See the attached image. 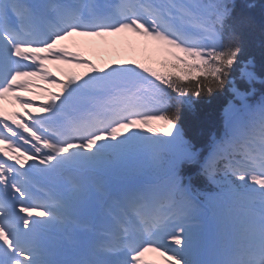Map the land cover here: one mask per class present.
<instances>
[{
  "label": "snow or ice",
  "instance_id": "6c2138e0",
  "mask_svg": "<svg viewBox=\"0 0 264 264\" xmlns=\"http://www.w3.org/2000/svg\"><path fill=\"white\" fill-rule=\"evenodd\" d=\"M249 20L236 0H0V101L24 110L0 105V264H155L142 259L148 251L165 264H264V96L249 103L254 89L232 78ZM121 34L141 38L156 66H98L62 43ZM49 65L87 70L59 79ZM239 79H258L251 59ZM36 80L58 91L24 97ZM226 87L240 105L228 101L224 136L201 157L181 109ZM165 153L159 184L89 202L101 173L133 161L159 168ZM182 162L198 163L212 190L185 182ZM69 208L86 222L65 248L53 231Z\"/></svg>",
  "mask_w": 264,
  "mask_h": 264
},
{
  "label": "trees",
  "instance_id": "16d2710c",
  "mask_svg": "<svg viewBox=\"0 0 264 264\" xmlns=\"http://www.w3.org/2000/svg\"><path fill=\"white\" fill-rule=\"evenodd\" d=\"M240 14L249 17L250 20L238 27V35L242 44L239 62L241 59L254 58L257 65L260 66V70L264 72V10L259 5H254L243 10ZM238 63L233 69H237ZM229 93V89L226 87L211 97L205 96L196 99L190 108L183 107L181 109L179 122L193 141L204 140L208 132L218 125L220 107L224 104Z\"/></svg>",
  "mask_w": 264,
  "mask_h": 264
}]
</instances>
